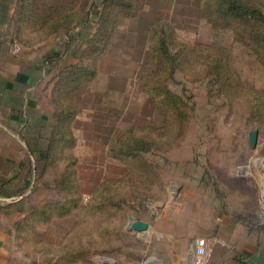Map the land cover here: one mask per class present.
<instances>
[{
  "label": "rangeland",
  "instance_id": "374dc122",
  "mask_svg": "<svg viewBox=\"0 0 264 264\" xmlns=\"http://www.w3.org/2000/svg\"><path fill=\"white\" fill-rule=\"evenodd\" d=\"M30 1L17 0L16 21ZM251 2L264 9V0ZM131 3L136 14L116 15L117 34L105 44L107 50L91 55L89 39L108 10V5L94 0L92 4L100 7L95 21L92 14L97 9H91L85 16L90 26L82 31L80 25L73 27L79 28L75 37L68 35L65 42L75 55L72 50L68 57H57L59 65H54L48 83L61 81L71 72V66L62 65L64 60L89 63L95 75L84 87L74 89L83 100L76 97L75 119L70 118L73 142H54L48 158L35 168L28 208L31 214L43 209L38 230L20 236L4 264H116L123 254H134L142 262L151 254L171 264L170 248L140 243L128 229L130 215L152 225L163 222L164 203L180 206L174 212L182 215L195 235L213 242L214 264H240L236 258L242 254L241 241L260 237L257 230L264 228V37L258 42L240 31L216 33L198 0ZM161 17L175 28L172 45L180 57L161 63L157 52L152 53L146 77L159 88H154L150 100L140 90L136 74L144 31ZM28 26L23 38L13 31L12 43H21L17 54L65 31L48 34L47 28L41 33ZM84 32L86 37L81 35ZM217 59H222L220 65ZM46 60L52 64L51 57ZM39 93H44L41 87ZM59 104L56 98V111ZM84 109H91V116H83ZM254 128L259 129L256 148L249 142ZM119 134L129 142L149 134L152 148L142 151L141 158L120 159L110 152ZM233 224L250 230V235L240 230L229 241L214 233L218 226ZM142 235L147 239L148 233ZM40 240L47 242L44 247L34 245ZM189 246L186 239L187 254ZM223 249H230L229 254L222 256ZM62 256L70 260H60Z\"/></svg>",
  "mask_w": 264,
  "mask_h": 264
},
{
  "label": "crops",
  "instance_id": "0c3cea01",
  "mask_svg": "<svg viewBox=\"0 0 264 264\" xmlns=\"http://www.w3.org/2000/svg\"><path fill=\"white\" fill-rule=\"evenodd\" d=\"M47 1L51 2L48 4L54 5L65 0ZM17 10V0H0V264L5 263L9 249L17 248L22 232L20 227L31 215L28 200L32 193L30 187L35 180L34 171L48 158L46 153L52 148L48 150L47 144L57 126V121H54L56 109L53 107L57 79L52 83L48 82L54 76V65H59L57 57H62L60 60L66 55L68 57L73 50L65 46L69 34L63 31L58 37L52 36L48 43L36 42L31 44L30 48L24 47L21 53H14L11 49L13 31L16 30L18 38H23V32L29 27L28 21L15 20ZM78 29L77 27L71 29L70 34L75 37L74 30ZM37 40H41L40 35ZM73 51L71 55H75V49ZM46 57H51V65L47 63ZM62 62H65L62 63L63 66L68 67L74 64L75 60ZM40 87L44 93L37 94ZM50 92L52 95L49 97ZM84 111L83 116H91V109ZM182 195L184 193L180 194ZM164 204L162 206L164 221L150 224L147 239L142 235L146 234L144 232L129 231L138 237L140 243L145 242L148 246L152 243L156 248L165 250L170 248L169 252L173 255L171 264H192L190 260L188 262L185 260L187 257L185 240L188 239L191 244L197 237L195 230L185 223L180 213L174 212L175 209H180V206ZM172 210L174 213L169 217ZM34 212L37 217L42 216L43 209H35ZM226 226L221 229L218 226L214 233L230 241L240 230L245 231L246 235L251 232L243 229L240 224L229 225V228ZM262 228L261 226L257 230L259 239L245 236V241H241L242 254L236 258L240 264H255L251 256L258 253L261 247L260 243L264 239ZM35 243V246L44 247L47 242L40 240ZM211 243L213 244L212 241ZM229 250L223 249L222 256L229 254ZM150 255L142 262L135 260L134 254L132 257L123 254L116 264H167Z\"/></svg>",
  "mask_w": 264,
  "mask_h": 264
},
{
  "label": "trees",
  "instance_id": "16d2710c",
  "mask_svg": "<svg viewBox=\"0 0 264 264\" xmlns=\"http://www.w3.org/2000/svg\"><path fill=\"white\" fill-rule=\"evenodd\" d=\"M93 1L94 0H65L64 2L53 5L46 3L45 0H31L30 3H27V7L24 8L21 20L28 21L31 26L35 27V30H40L41 33L44 32V28H47L48 34H51L56 30L60 31L61 29H65L70 37L74 38V35L70 34L71 29L80 25V31H82L86 26H90V20L88 21V18L85 16L91 14V9H97L96 12L92 14V19L95 21L94 19L97 17L100 7L98 4L93 5ZM251 1L258 0H199V7H202L203 16H205L208 22L211 23L216 33H218L219 30L231 31L233 33H238L240 31L241 34L252 35L255 40H259L258 42H260L264 37V9L261 6L250 4L252 3ZM77 3L81 4L77 7ZM86 3H88L87 8ZM101 4L105 6L108 5V10L103 23H99L100 26L98 31L91 39H89V43L91 42L92 44V47H90L91 55L94 53L96 54L97 51L100 52L107 50L105 44L108 42L109 38H111L113 33L117 34V29L115 28H117L120 23L117 22L118 16L116 15H121L122 13L130 14L131 12L132 15L136 14V11H131V0H101ZM110 18H115V20L110 22ZM174 29V26L170 23L168 18L161 17L154 20L144 31L145 39L140 46V66L137 70L136 78L139 80L140 90L145 95L146 99L153 100L154 88H156V90L159 88L156 83L155 85L157 87H152L151 81L147 78L149 75L146 77V73L149 71L152 53L157 52L161 63L167 62L169 59L175 60L180 57V53L177 52L178 49H175L172 45L171 35L174 32ZM135 30L137 29L135 28ZM85 33L87 32H84L81 35L86 37L88 33ZM204 45L198 43V46ZM221 60L222 59H217L218 65H220ZM88 64L69 65L72 67L71 72L66 74L63 80L58 81V84L56 85L55 89L58 96L56 94L55 100L57 98L60 101V110L56 111L58 119L57 126L55 133L48 141V150H50V148L53 149L54 142H66L68 145L70 142H73L70 137V118L74 117L76 112L74 107L76 97L80 101L83 100L75 90L84 87L86 82L95 75V69ZM160 68L163 69L162 66ZM82 75H84L85 78L81 79ZM71 91H74L75 93ZM70 92L72 93V96L70 95ZM69 96L72 100H70ZM66 126L68 129H66ZM135 128L137 127H132L134 130ZM142 136L143 137L134 138L133 141L129 142L124 138V134H119L116 139V145L111 148L110 152L120 159L131 160V158H141L142 151H149L152 148V144L150 140H148L150 135L142 134ZM49 153L50 152L48 151L46 156H49ZM73 194L74 199L76 196L75 193ZM37 220H39V217L35 214H31L25 219V223L20 227L22 228V232L20 233L22 237L26 236L24 234H27V231L30 230V232H32L33 230H36ZM61 259L70 260V256H62L60 257V260ZM71 260L75 261L74 258H71Z\"/></svg>",
  "mask_w": 264,
  "mask_h": 264
},
{
  "label": "water",
  "instance_id": "95a60500",
  "mask_svg": "<svg viewBox=\"0 0 264 264\" xmlns=\"http://www.w3.org/2000/svg\"><path fill=\"white\" fill-rule=\"evenodd\" d=\"M258 139H259V129L254 128L249 132V142L252 148H256ZM150 228H151V225L149 224L148 221L140 219L135 215H130V222L128 225V229L130 231L148 233ZM260 244H261V247L258 253H255L251 256V260L255 264H264V239L261 241ZM193 248H194V241L191 242L189 250H188V254H187L188 261L190 260L191 262L193 261Z\"/></svg>",
  "mask_w": 264,
  "mask_h": 264
},
{
  "label": "built area",
  "instance_id": "2783aa9c",
  "mask_svg": "<svg viewBox=\"0 0 264 264\" xmlns=\"http://www.w3.org/2000/svg\"><path fill=\"white\" fill-rule=\"evenodd\" d=\"M11 49L14 53L21 50V43L15 40ZM214 250L211 241L203 236H197L194 239L193 261L192 264H214Z\"/></svg>",
  "mask_w": 264,
  "mask_h": 264
}]
</instances>
